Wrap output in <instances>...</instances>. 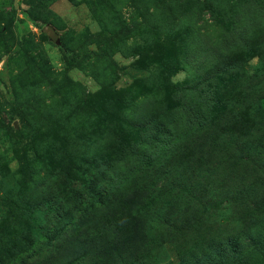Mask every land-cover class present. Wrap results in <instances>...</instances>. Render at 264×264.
Segmentation results:
<instances>
[{"label":"trees","instance_id":"obj_1","mask_svg":"<svg viewBox=\"0 0 264 264\" xmlns=\"http://www.w3.org/2000/svg\"><path fill=\"white\" fill-rule=\"evenodd\" d=\"M203 4L219 15L222 40L210 46L198 35L186 46L185 83L166 90L151 84L150 107L126 100L133 109L126 126L97 125L94 133L37 146L22 163L35 182L43 159L42 190L24 195L12 173L0 172V201L15 211L0 223V264L261 263L264 8L248 16L232 0ZM158 23L172 30L168 19ZM157 69L159 81H169L170 67ZM30 224L47 240L30 243L33 258L19 262L30 245L20 249L13 233H28Z\"/></svg>","mask_w":264,"mask_h":264},{"label":"rangeland","instance_id":"obj_2","mask_svg":"<svg viewBox=\"0 0 264 264\" xmlns=\"http://www.w3.org/2000/svg\"><path fill=\"white\" fill-rule=\"evenodd\" d=\"M146 1L0 0V172L12 173L25 187L20 190L24 195L42 190L41 179L48 174L42 158L36 163L41 178L36 183L23 168L22 161L33 159L37 146L61 144L86 130L94 133L97 125L99 130L115 122L126 126L133 116L126 100L140 105L147 100L150 107L155 96L151 84L161 82L166 90L185 83L190 71L182 67L181 56L188 44L205 38L214 46L222 40L220 17L203 0ZM232 2V9L248 16L264 8L263 0ZM28 12L40 19V27ZM166 19L170 32L158 23ZM158 66L170 67L169 81H159ZM104 102L113 106L104 110ZM52 168L57 167L47 169ZM3 204L0 201V223L5 225L15 211ZM30 225L26 234L13 233L20 249L46 243L41 226ZM25 250L19 262L33 258L32 245ZM167 254L173 258L170 249Z\"/></svg>","mask_w":264,"mask_h":264},{"label":"water","instance_id":"obj_3","mask_svg":"<svg viewBox=\"0 0 264 264\" xmlns=\"http://www.w3.org/2000/svg\"><path fill=\"white\" fill-rule=\"evenodd\" d=\"M57 43H59V41H58V39H57V41H56Z\"/></svg>","mask_w":264,"mask_h":264}]
</instances>
